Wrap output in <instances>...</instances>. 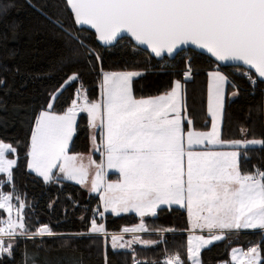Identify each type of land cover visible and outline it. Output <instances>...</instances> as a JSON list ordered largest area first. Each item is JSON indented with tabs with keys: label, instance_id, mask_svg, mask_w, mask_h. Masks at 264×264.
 I'll list each match as a JSON object with an SVG mask.
<instances>
[{
	"label": "trees",
	"instance_id": "16d2710c",
	"mask_svg": "<svg viewBox=\"0 0 264 264\" xmlns=\"http://www.w3.org/2000/svg\"><path fill=\"white\" fill-rule=\"evenodd\" d=\"M186 56L191 59V79L183 77ZM212 66L211 60L191 50L172 60L157 61L127 38L102 47L93 33L76 26L64 0H0V141L11 145L15 157L10 182L0 185V192H9L23 202V233L29 236L6 239L10 251L0 255V264H161L154 263L163 251L157 243L112 248L109 234L137 225L139 218L134 213L102 216L99 195L71 181L54 178L55 172L44 181L28 170L31 133L42 111L66 112L78 85L87 100H96L102 73L122 71L138 73L131 82L135 98L164 94L174 82H181L184 110L193 129L207 130L211 120L206 110L207 74ZM220 71L227 78L220 140L225 144L261 141L259 145L235 148L240 152V173L262 174L264 181V83L251 86L238 67H224ZM187 126L184 122L185 129ZM88 151V118L79 114L68 153ZM97 155L93 154L95 160ZM3 217L1 214L0 218ZM143 222L150 231H181L162 239L164 244L170 243L168 251L181 255L182 264H191L184 208L159 207ZM100 224L107 235L93 233V226ZM39 229H46L47 234L37 235ZM262 232H227L201 249L200 263L228 260L229 249L234 246H258L259 264H264ZM148 237L155 239L154 235Z\"/></svg>",
	"mask_w": 264,
	"mask_h": 264
},
{
	"label": "rangeland",
	"instance_id": "374dc122",
	"mask_svg": "<svg viewBox=\"0 0 264 264\" xmlns=\"http://www.w3.org/2000/svg\"><path fill=\"white\" fill-rule=\"evenodd\" d=\"M137 75L138 73L133 71L104 72L99 80V96L96 100H87L83 90L78 89L74 101L63 115L42 111V116L31 133L28 147V170L44 181L50 180L53 172H55L54 178L60 177L76 183L89 193L99 194L100 198L103 199L100 167H109L112 158L107 154L103 163L98 165L91 153H100V148L111 155L113 149L129 150L134 147L148 149L163 145H173L175 147L182 146V143L188 146L194 144L201 146L204 144L209 146L221 144V146L231 145L234 148L261 143L259 140H245L225 144L220 140L227 78L215 66H212L207 74L206 110L211 120L209 128L203 131L193 129L191 121L186 115L181 82H174L172 88L164 94L137 100L132 95L131 88L132 79ZM231 96H235V93H232ZM144 106L151 109V115H149V118L147 117L148 121L145 124L135 123L137 116L143 112L140 108ZM79 114H85L88 118L89 151L87 154L85 152V154L76 158V156L68 153V148L75 133V124ZM157 121H159L158 127H156ZM184 122L188 123L187 129L184 127ZM98 135L101 139L100 142L98 141ZM119 138H123L125 147L118 148L116 146ZM129 139L132 143L128 141ZM14 163L13 148L9 143L0 141V185L10 182ZM86 174L94 180V183L89 187L83 185L86 184ZM248 178L253 182V178H256L257 182H246L241 178L239 184L232 188V191L226 188L225 193L220 197L218 209H213L214 203L208 202V207H211L213 212L217 214V219L210 212L205 217L195 215L196 221L204 220V222H210L211 226H216L220 230L229 231L238 227L241 230H249L248 228L254 227L255 230H263L261 238L264 239L263 176L262 174L249 175L246 179ZM207 193L206 191L202 195ZM105 195L109 198V203H111L110 198H113L111 208L117 210L115 212H125L130 206H133L139 212L134 213L139 218L137 225L124 228L120 232L111 235L110 239L114 248L130 249L135 245L148 247L157 243L163 250L158 259L168 254L172 258L174 257L173 259L178 260L180 264L183 263L181 255L177 251H168L167 246L170 243L164 244L162 239L166 235L179 234L181 231H173L171 228L150 231L143 222L147 216L152 217L156 212L157 208L154 211L151 210L152 204L165 207L168 203H160L164 200L152 197L149 206L147 201H138L142 198L140 196L126 195L116 199L115 195L104 193ZM117 202H123V211L115 209ZM187 204L194 207L198 204L203 205L200 197L187 202ZM23 206V202L18 197H13L9 192H0V215H4L3 218H0V255L5 254L3 247L8 245L6 239L29 237L23 233ZM226 206H229L228 210H225L224 207ZM123 214L125 213L118 215ZM196 227H201V225H196ZM192 228H195V226ZM99 230V225L93 226L92 231L94 234L99 235ZM225 233L227 231L216 233L213 235V239L221 238ZM36 234L46 235L47 230L39 229ZM144 234L154 235L155 239H150L148 235L144 237ZM187 237V254L190 263L201 264L200 251L206 244L208 245L211 242L212 238L205 234L190 233ZM160 259L154 263H161ZM260 260L261 255L258 246H251V249L250 247L242 249L234 246L229 249L228 260L219 264H259Z\"/></svg>",
	"mask_w": 264,
	"mask_h": 264
},
{
	"label": "water",
	"instance_id": "95a60500",
	"mask_svg": "<svg viewBox=\"0 0 264 264\" xmlns=\"http://www.w3.org/2000/svg\"><path fill=\"white\" fill-rule=\"evenodd\" d=\"M102 47L127 38L153 59L199 53L264 83V0H64Z\"/></svg>",
	"mask_w": 264,
	"mask_h": 264
},
{
	"label": "crops",
	"instance_id": "0c3cea01",
	"mask_svg": "<svg viewBox=\"0 0 264 264\" xmlns=\"http://www.w3.org/2000/svg\"><path fill=\"white\" fill-rule=\"evenodd\" d=\"M135 99L143 100L144 98ZM140 109L143 112L137 116V120L134 122L145 124L148 121L147 117L149 118V115H151V109L145 106ZM43 112L37 116L33 130ZM158 126L159 121L156 122V127ZM100 141L101 139H99ZM128 141L132 143L130 139ZM117 144L116 146L118 148L125 147L123 138H119ZM181 145L175 147L173 145H163L148 149L142 147H134L129 150L113 149L111 155L109 152L100 148V153H97L98 160L94 158L98 165L103 163L107 154L112 158L109 167H100L101 191L103 192V199L100 198L102 215L108 212L114 215L120 213H139L133 206L128 207L125 212H115L117 210H112L111 208L113 198H110L111 203H109V198L106 195L104 196V193L115 195L116 199L126 195L140 196L142 198L138 199V201H147L149 206L151 204L150 201L153 199L152 197H158L164 200L160 203H168L167 207H182L183 205L182 208L187 211L188 215V234H205L212 238V242L219 239H213V235L216 233H222L224 231L230 232L229 230H220L216 226H211L210 222H204V220L197 222L195 215L205 217L211 212V215L217 219V214L213 212L211 207H208L209 201L214 203L213 209H218L221 200L220 197L225 193L226 188L232 191V188H235L239 184L241 178L251 183H256L257 180L253 182L250 178L246 179L249 176L240 173V152L234 146H221V144L214 146L204 144L201 146L194 144L190 145V147L184 143ZM94 153L96 152L91 153L92 157ZM83 154L85 153L72 155L79 158ZM86 175V184L83 185L89 187V185L94 183V180L88 174ZM108 175L111 176L109 177ZM206 191L208 193L202 195ZM198 197H200V201L203 203L202 206L198 204L194 207L187 204V202L194 201ZM122 205L123 202H117L115 209L123 211ZM228 207H224L225 210H228ZM156 208H159L156 204L151 205L152 211ZM196 225H201V227L197 228ZM193 226L195 228H192ZM99 229V234L107 235L104 231L103 224L99 225ZM248 229L255 230L256 228L250 227ZM240 230L238 227L231 231ZM208 245L206 244V246ZM111 246L113 249H117L114 248L112 240Z\"/></svg>",
	"mask_w": 264,
	"mask_h": 264
},
{
	"label": "built area",
	"instance_id": "2783aa9c",
	"mask_svg": "<svg viewBox=\"0 0 264 264\" xmlns=\"http://www.w3.org/2000/svg\"><path fill=\"white\" fill-rule=\"evenodd\" d=\"M190 60L191 59H190L189 56H186L185 57V70L183 72V77L184 78H187V79L193 78V75H194L193 69H192V66H191V63H190ZM213 66H215L217 70H220L221 69L215 63H213ZM243 75H244V78L245 79L249 80V83H250L251 86H258V82L259 81L257 80V78L255 77V75L253 73H251L248 70H243ZM81 87L82 86L79 85L77 89L81 90L80 89ZM262 90H263V93H264V86L262 87ZM253 180L256 181L255 178H253ZM3 248H4V253L5 254H8L9 251H10V247L8 245H4ZM250 249H251V247H250ZM173 258L170 257L168 254H166V255H163V257L160 259L161 260L160 262H161V264H180L178 260H175Z\"/></svg>",
	"mask_w": 264,
	"mask_h": 264
}]
</instances>
